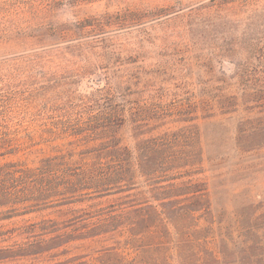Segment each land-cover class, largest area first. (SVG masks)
<instances>
[{
  "label": "rangeland",
  "instance_id": "374dc122",
  "mask_svg": "<svg viewBox=\"0 0 264 264\" xmlns=\"http://www.w3.org/2000/svg\"><path fill=\"white\" fill-rule=\"evenodd\" d=\"M0 88L36 142L0 162L66 151L43 141L54 124L111 106L129 145L198 116L215 220L202 235L224 264H264V0H0ZM43 215L59 213L0 224Z\"/></svg>",
  "mask_w": 264,
  "mask_h": 264
},
{
  "label": "trees",
  "instance_id": "16d2710c",
  "mask_svg": "<svg viewBox=\"0 0 264 264\" xmlns=\"http://www.w3.org/2000/svg\"><path fill=\"white\" fill-rule=\"evenodd\" d=\"M16 106L0 92V157L26 154L36 143L20 136ZM157 108L160 119L183 114ZM185 114L188 124L141 134L129 145L119 135L127 120L111 106L55 123L43 141L66 151L0 162V221L59 213L0 224V264H224L225 248L202 235L215 229L211 183L191 123L199 117ZM133 122L141 131L139 118Z\"/></svg>",
  "mask_w": 264,
  "mask_h": 264
}]
</instances>
